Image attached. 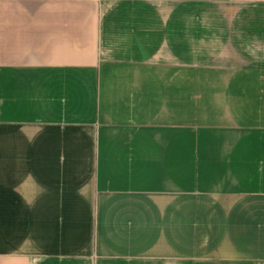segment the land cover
Wrapping results in <instances>:
<instances>
[{"label":"crops","instance_id":"0c3cea01","mask_svg":"<svg viewBox=\"0 0 264 264\" xmlns=\"http://www.w3.org/2000/svg\"><path fill=\"white\" fill-rule=\"evenodd\" d=\"M0 264H264V0H0Z\"/></svg>","mask_w":264,"mask_h":264}]
</instances>
